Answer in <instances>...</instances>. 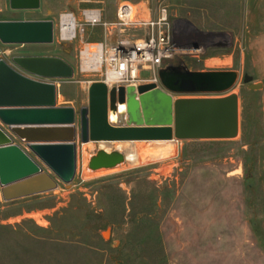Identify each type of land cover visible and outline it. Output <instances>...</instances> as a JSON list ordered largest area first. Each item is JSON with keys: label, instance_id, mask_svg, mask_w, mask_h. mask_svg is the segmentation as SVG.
I'll return each mask as SVG.
<instances>
[{"label": "rangeland", "instance_id": "rangeland-1", "mask_svg": "<svg viewBox=\"0 0 264 264\" xmlns=\"http://www.w3.org/2000/svg\"><path fill=\"white\" fill-rule=\"evenodd\" d=\"M87 1L41 0L38 10H13L0 0V21L53 20L91 3L107 20L122 2L165 6L174 25L189 24L203 48L199 57L181 55L174 66L238 74L226 93L174 97L237 93L240 133L229 141H179L170 158L97 171L88 163L100 143L77 140L70 185L9 202L0 187V264H264V0ZM94 33L91 41L103 39L102 28ZM78 46L0 42V59L12 64L14 56L51 55L77 68ZM94 79L77 72L57 80V105L87 106V82ZM250 83L263 86L252 90ZM109 144L121 152L136 144L154 148L148 141Z\"/></svg>", "mask_w": 264, "mask_h": 264}, {"label": "water", "instance_id": "water-1", "mask_svg": "<svg viewBox=\"0 0 264 264\" xmlns=\"http://www.w3.org/2000/svg\"><path fill=\"white\" fill-rule=\"evenodd\" d=\"M41 0H9L13 10H38ZM53 20L0 21L5 45L53 44ZM74 77V67L51 55L0 59V187L4 201H14L70 185L76 174L77 140L229 141L240 133V96L175 98L174 94H221L236 84L235 71L190 72L170 66L160 72L164 88L154 84L111 87L94 81L88 105L79 110L58 106L54 82ZM252 78L245 76V81ZM261 83H250L257 90ZM125 111L119 112V106ZM118 114L117 121L110 115ZM79 131V134H78ZM23 142L28 153L15 139ZM125 161L120 151L99 149L90 157L91 171ZM45 167L49 171L45 170Z\"/></svg>", "mask_w": 264, "mask_h": 264}, {"label": "built area", "instance_id": "built-area-1", "mask_svg": "<svg viewBox=\"0 0 264 264\" xmlns=\"http://www.w3.org/2000/svg\"><path fill=\"white\" fill-rule=\"evenodd\" d=\"M91 3L92 1L88 0ZM97 2V1H96ZM74 11L59 13L54 24V43H78V67L75 73L98 77L109 88L154 84L164 88L160 72L183 54L199 57L203 48L182 47L173 34L168 8L122 2L113 20H107L98 3ZM96 28H102L103 39L91 41ZM198 50V51H196ZM46 82L57 80L42 79Z\"/></svg>", "mask_w": 264, "mask_h": 264}, {"label": "bare ground", "instance_id": "bare-ground-1", "mask_svg": "<svg viewBox=\"0 0 264 264\" xmlns=\"http://www.w3.org/2000/svg\"><path fill=\"white\" fill-rule=\"evenodd\" d=\"M195 47H192L191 49L193 50ZM196 49L198 47L196 46ZM198 51V50H196ZM125 111V105H120L119 106V112H124ZM118 114L116 115H110V120L111 121H117L118 120ZM138 141L130 142V141H119L118 143H121V146L126 145L127 143H137ZM143 142V141H141ZM153 143L154 148H150V150H146L145 148L147 147L144 144H136L125 152H121L125 156V161L122 163H127V164H133V165H141V164H146L149 162L153 161H158V160H163L172 157L176 153V141H149ZM100 143V148L104 149L106 151H110L109 143H115V142H99ZM152 145V146H153ZM149 146V145H148ZM151 146V145H150ZM119 147V146H118ZM88 161H86L87 164ZM120 164V165H122ZM119 166V165H118ZM116 166V167H118ZM112 170L115 169L111 168ZM111 171V170H109ZM88 173V172H87ZM89 174V173H88Z\"/></svg>", "mask_w": 264, "mask_h": 264}, {"label": "crops", "instance_id": "crops-1", "mask_svg": "<svg viewBox=\"0 0 264 264\" xmlns=\"http://www.w3.org/2000/svg\"><path fill=\"white\" fill-rule=\"evenodd\" d=\"M191 29L192 27L189 24L178 23L177 25H174L173 23L174 39L182 47L201 46L197 42V37L195 36V34L192 32ZM78 134H79V131H78Z\"/></svg>", "mask_w": 264, "mask_h": 264}]
</instances>
